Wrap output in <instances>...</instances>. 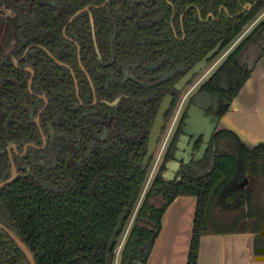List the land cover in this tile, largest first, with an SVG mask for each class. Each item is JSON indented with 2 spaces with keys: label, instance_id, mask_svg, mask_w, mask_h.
Listing matches in <instances>:
<instances>
[{
  "label": "flooded vegetation",
  "instance_id": "1",
  "mask_svg": "<svg viewBox=\"0 0 264 264\" xmlns=\"http://www.w3.org/2000/svg\"><path fill=\"white\" fill-rule=\"evenodd\" d=\"M166 1L174 20L176 7ZM167 13L160 11L157 0H130L129 5L122 0H0V232L17 247L1 226L16 230L23 240L2 200L7 189L22 180L51 188L50 181L65 169L80 167L94 150L149 139L167 96V149L174 140L177 144L182 123L201 92L220 98L218 113L226 103L228 96L212 94L206 85L259 21L177 89L202 59L192 66L177 65L171 53H160L159 28ZM170 25L171 39L184 40V28L173 21ZM218 82L224 88L226 76ZM207 114H216L214 107ZM201 143L202 138L196 150ZM22 254V264H29Z\"/></svg>",
  "mask_w": 264,
  "mask_h": 264
},
{
  "label": "trees",
  "instance_id": "2",
  "mask_svg": "<svg viewBox=\"0 0 264 264\" xmlns=\"http://www.w3.org/2000/svg\"><path fill=\"white\" fill-rule=\"evenodd\" d=\"M157 1L160 11L168 12L159 28L160 53H171L177 65H194L220 41L221 51L226 50L264 12V0H171L177 12L172 20V6L166 0ZM122 3L129 5L130 0ZM248 4L250 9L245 8ZM172 21L184 28V40H172ZM263 32L264 17L206 85L208 92L228 96L218 113L220 118L250 76L245 52L249 53ZM222 75L226 76L224 88L218 82ZM147 146V136L113 142L94 150L77 169H65L59 179L49 182L54 185L51 188L22 180L7 189L2 200L37 264H106L108 256L113 264L119 241L113 248L110 242L126 209L125 227L136 214L121 246L119 264H147L163 214L180 195H194L198 200L188 264H197L204 234L252 232L264 236V143L249 148L234 131L218 128L205 157L182 164L177 176L181 179L166 180V163L177 149L174 140L137 209L153 162L143 169ZM25 260L0 232V264Z\"/></svg>",
  "mask_w": 264,
  "mask_h": 264
},
{
  "label": "crops",
  "instance_id": "3",
  "mask_svg": "<svg viewBox=\"0 0 264 264\" xmlns=\"http://www.w3.org/2000/svg\"><path fill=\"white\" fill-rule=\"evenodd\" d=\"M263 17H259L257 22ZM264 32L254 44L262 48L251 74L231 101L228 112L219 122V129L237 133L242 141L254 148L264 143ZM262 44V45H261ZM251 47L246 57L251 56ZM240 76L238 75V78ZM197 197L180 195L167 207L162 228L157 236L147 264H188L192 241ZM256 233L204 234L200 238L197 264H263L262 252L256 250Z\"/></svg>",
  "mask_w": 264,
  "mask_h": 264
},
{
  "label": "water",
  "instance_id": "4",
  "mask_svg": "<svg viewBox=\"0 0 264 264\" xmlns=\"http://www.w3.org/2000/svg\"><path fill=\"white\" fill-rule=\"evenodd\" d=\"M222 41L219 42L211 51H209L199 62H197L187 74L176 85L177 89H181L195 74L200 73L208 66V61L212 59L221 49ZM264 47V44H263ZM248 55V52H245ZM254 61H249L251 56H248V67L254 66L258 56H254ZM171 97L167 96L162 102L156 117L152 132L148 139L147 153L143 160V169H146L151 161L154 160L156 153L161 147L162 139L164 138L163 126L165 123L164 114L169 107ZM220 98L213 97L207 92H201L193 101L189 108L187 117L182 127V133L177 142V149L174 153V158L166 163V170L163 172V177L166 180H174L178 171L182 168V164H189L192 160H202L209 148L211 139L215 132L218 130L220 116L217 114L219 109ZM227 103V102H226ZM214 107L216 114L208 115V110ZM202 138V143L199 150L195 149L197 142ZM178 179H181L179 176ZM10 181L4 182L6 184ZM129 215V209L121 217L118 226L112 236L110 248H113L115 243L119 240L118 236L124 231L125 221ZM7 233L13 238L18 247L27 257L29 264H37L33 252L28 248L26 243L21 239L16 230L10 229L1 225ZM262 235L256 236V250L258 255L262 252ZM106 264H112L110 256L107 257Z\"/></svg>",
  "mask_w": 264,
  "mask_h": 264
},
{
  "label": "rangeland",
  "instance_id": "5",
  "mask_svg": "<svg viewBox=\"0 0 264 264\" xmlns=\"http://www.w3.org/2000/svg\"><path fill=\"white\" fill-rule=\"evenodd\" d=\"M250 47H251L252 54H251V58H250L249 61L252 62V61H254V59H255L254 56H258V55L262 52V48L259 47V46H257L256 44H251ZM223 56H224V55H222L221 57H219L217 60H219L220 58H223ZM217 60H216V61H217ZM166 137H167V135H165L164 138L162 139L161 146H162V144L165 142ZM170 139H171V136H170V138H169V141H170ZM168 143H169V142H168ZM166 150H167V147L164 148V150H163V152H162V154H161V157H160V159H159L158 162H157V160H158V157H159V154H160V151H161V147L159 148L158 152H157L156 155H155V158H154V160H153V162H152V164H151V167H150L149 175H151L152 170H153L154 168H155V171H154V174H153V176H152V178H151V180H150V183H149L148 187H146V186H147V184H148V181H149L148 178H149V177L147 178V181H146V183H145L144 189H143V191H142V195H141L140 201H139V203H138V205H137V209H138L139 204L141 203V201H142V199H143L145 193H146L147 190L149 189V187H150V185H151V182L153 181V178L155 177L156 173H157L158 170H159V167H160V165H161V163H162L163 156H164ZM137 209H136V210H137ZM135 214H136V211L132 214L130 220L128 221V223H127V225H126V227H125V229H124V232L122 233L120 239L118 240V241H119V245H118V247H117L116 257H115V260L113 261V262H114L113 264H119V259H120V255H119V254H120V249H121V246H122L123 242L125 241V239H126V237H127V235H128L129 229H130V227H131V225H132V223H133V221H134Z\"/></svg>",
  "mask_w": 264,
  "mask_h": 264
},
{
  "label": "built area",
  "instance_id": "6",
  "mask_svg": "<svg viewBox=\"0 0 264 264\" xmlns=\"http://www.w3.org/2000/svg\"><path fill=\"white\" fill-rule=\"evenodd\" d=\"M165 143H166V139H165V142L162 144V146H161V151H160V154H159V157H158V160H157V162L159 161V159H160V157H161V154H162V152H163V150H164V148H165ZM154 171H155V168L152 170V173H151V175H149L148 177V179H149V181H148V184H147V186L146 187H148V185H149V183H150V180H151V178H152V176H153V174H154Z\"/></svg>",
  "mask_w": 264,
  "mask_h": 264
}]
</instances>
